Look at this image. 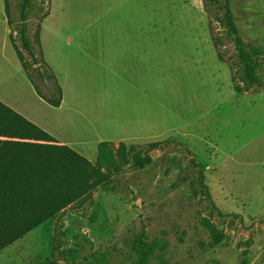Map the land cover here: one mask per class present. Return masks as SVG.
Segmentation results:
<instances>
[{
    "label": "rangeland",
    "instance_id": "374dc122",
    "mask_svg": "<svg viewBox=\"0 0 264 264\" xmlns=\"http://www.w3.org/2000/svg\"><path fill=\"white\" fill-rule=\"evenodd\" d=\"M19 1H6L10 25L0 0V101L93 166L103 141L113 152L124 144L129 160L100 169L105 182L5 247L0 264H264V71L261 88L235 91L239 59L217 28L216 4L33 0L27 27L32 40L41 24L39 64L27 70L36 77L40 65L46 97L60 88L53 107L36 97L11 44L10 36L19 45ZM42 5L49 14L40 21ZM230 10L263 62V0H230ZM126 42L135 52L116 63L115 47ZM81 43L87 48L74 49ZM74 84L81 108L108 115L70 112Z\"/></svg>",
    "mask_w": 264,
    "mask_h": 264
},
{
    "label": "trees",
    "instance_id": "16d2710c",
    "mask_svg": "<svg viewBox=\"0 0 264 264\" xmlns=\"http://www.w3.org/2000/svg\"><path fill=\"white\" fill-rule=\"evenodd\" d=\"M6 1L4 9L8 24L11 25L13 22ZM209 1L217 6L213 17L217 28L222 27L227 31V36L232 38L239 59L238 74L233 78V81H237L235 91L241 93L255 87L261 88L264 61L257 62L254 57L263 54V51L247 46L240 38L232 20L230 0ZM17 9L19 45L12 36L11 44L36 93L48 104L57 107L61 102L60 88L56 87L57 94L53 97L43 95L41 85L44 84V73L40 65L35 67L39 64L36 53L40 49L41 24H37L31 40L27 22L35 9L33 0H20ZM37 9L42 21L48 10L43 5ZM218 40L216 36L213 38L215 44ZM25 52L27 57L23 54ZM26 62L35 65L36 77L31 76ZM47 75L55 80L51 71H47ZM108 143L103 141L98 145L96 164L93 166L76 150L60 143L47 131L0 101V251L105 182L107 176L100 169L117 171L118 162L126 163L129 160L124 144H120L117 151L113 152ZM156 144L149 145L152 148ZM139 156L136 153L132 159L136 160ZM42 264H54V261Z\"/></svg>",
    "mask_w": 264,
    "mask_h": 264
},
{
    "label": "crops",
    "instance_id": "0c3cea01",
    "mask_svg": "<svg viewBox=\"0 0 264 264\" xmlns=\"http://www.w3.org/2000/svg\"><path fill=\"white\" fill-rule=\"evenodd\" d=\"M49 14V12H48ZM47 14V15H48ZM41 34V32H40ZM122 45L119 46L120 44L118 43L117 44V47H115V52L113 53V60L116 62V63H120L121 64H125L126 62V58H128L130 55V53H134L135 51V44L134 43H131V42H126V43H121ZM86 44L84 43H81V44H78L76 47H74V49L76 50H82V49H86L87 47L85 46ZM124 46L127 48L126 49V52H124ZM40 47V45H39ZM120 49H122V52L119 51ZM15 51V50H14ZM16 54V52H15ZM93 57H95V55L91 54ZM17 56V54H16ZM72 56L74 58H76L77 60H82L84 57H88V54L86 53H83V52H76L74 51L72 53ZM97 56V55H96ZM144 56V55H143ZM18 59V57H17ZM19 60V59H18ZM101 60V59H100ZM20 62V61H19ZM21 64V63H20ZM87 63H85V67H86ZM105 66V70H103V72L105 73H111V74H120L121 75V72L123 73H126V74H131L132 71L131 69H122V67L119 69H116L115 67H113L112 65H104ZM124 66V65H123ZM23 68V67H22ZM24 69V68H23ZM133 69V68H132ZM85 70L82 68V67H77L74 69V72L78 73V74H82ZM75 84H74V87L72 88L71 90V93H70V96L74 99L77 100L76 104L74 105H71L69 103V106H68V109L70 112H76L77 113H81L83 115H85L87 117L88 114H92L94 116V118H98V117H103V116H107L108 115V111L105 109L104 113L103 114H99L96 110H85L83 108L80 107L79 103H78V98H79V95H80V90H78L77 88H75ZM34 93L36 95V97L38 99H41V97L36 93L35 89H34ZM42 100V99H41ZM44 101V100H43ZM63 101V100H62ZM61 101V103H62ZM45 102V101H44ZM112 103V102H111ZM7 105V104H6ZM61 104L58 106L60 107ZM16 111V110H15ZM17 112L19 113L20 111L17 110ZM21 114V113H20ZM24 117H26L27 119H29L30 121L33 122L32 119H30L29 117L25 116L24 114H22ZM69 118V117H67ZM34 123V122H33ZM36 124V123H35ZM37 125V124H36ZM40 127V126H39Z\"/></svg>",
    "mask_w": 264,
    "mask_h": 264
}]
</instances>
